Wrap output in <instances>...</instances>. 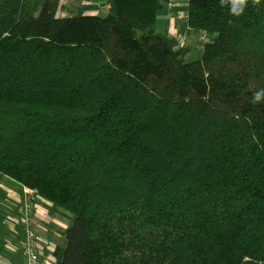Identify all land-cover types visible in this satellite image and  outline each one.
I'll return each mask as SVG.
<instances>
[{"label":"trees","instance_id":"16d2710c","mask_svg":"<svg viewBox=\"0 0 264 264\" xmlns=\"http://www.w3.org/2000/svg\"><path fill=\"white\" fill-rule=\"evenodd\" d=\"M0 0V176L72 214L54 264H264V0Z\"/></svg>","mask_w":264,"mask_h":264},{"label":"crops","instance_id":"0c3cea01","mask_svg":"<svg viewBox=\"0 0 264 264\" xmlns=\"http://www.w3.org/2000/svg\"><path fill=\"white\" fill-rule=\"evenodd\" d=\"M158 0L160 9L155 22V34L169 45L182 48L187 60L200 56L202 46L214 39L213 35L195 31L187 25L188 0ZM81 11L104 17L108 5L104 0H60L58 17H66L71 11ZM33 228L42 264H54L53 250L64 245V232L71 226L72 214L44 198L36 199ZM24 186L15 180L0 176V264H26L22 252L25 237L23 222Z\"/></svg>","mask_w":264,"mask_h":264},{"label":"built area","instance_id":"2783aa9c","mask_svg":"<svg viewBox=\"0 0 264 264\" xmlns=\"http://www.w3.org/2000/svg\"><path fill=\"white\" fill-rule=\"evenodd\" d=\"M173 0H167L168 5H173ZM42 197L34 190L24 187V205L23 222L25 228V237L22 244V252L25 256L26 264H42L36 242V232L33 228V214L35 209V200Z\"/></svg>","mask_w":264,"mask_h":264},{"label":"clouds","instance_id":"9594fccd","mask_svg":"<svg viewBox=\"0 0 264 264\" xmlns=\"http://www.w3.org/2000/svg\"><path fill=\"white\" fill-rule=\"evenodd\" d=\"M247 0H220L221 5H230V12L233 15H240L244 7L246 6ZM254 4H259V0H253ZM251 102L253 104L264 102V89L257 90L253 93Z\"/></svg>","mask_w":264,"mask_h":264},{"label":"rangeland","instance_id":"374dc122","mask_svg":"<svg viewBox=\"0 0 264 264\" xmlns=\"http://www.w3.org/2000/svg\"><path fill=\"white\" fill-rule=\"evenodd\" d=\"M71 12H73V11H71ZM212 37H215V36L213 35ZM207 40H208V41H211V40H210V39H208V38H207ZM191 60H192V59H191ZM71 225H72V223H71Z\"/></svg>","mask_w":264,"mask_h":264}]
</instances>
